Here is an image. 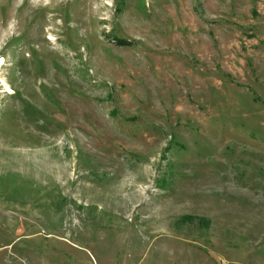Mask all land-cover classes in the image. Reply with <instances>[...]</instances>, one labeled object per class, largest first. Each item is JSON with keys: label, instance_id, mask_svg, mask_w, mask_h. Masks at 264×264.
Listing matches in <instances>:
<instances>
[{"label": "rangeland", "instance_id": "374dc122", "mask_svg": "<svg viewBox=\"0 0 264 264\" xmlns=\"http://www.w3.org/2000/svg\"><path fill=\"white\" fill-rule=\"evenodd\" d=\"M0 63V264H264V0H0Z\"/></svg>", "mask_w": 264, "mask_h": 264}, {"label": "trees", "instance_id": "16d2710c", "mask_svg": "<svg viewBox=\"0 0 264 264\" xmlns=\"http://www.w3.org/2000/svg\"><path fill=\"white\" fill-rule=\"evenodd\" d=\"M118 43L119 44H125L124 41H121L120 39H119Z\"/></svg>", "mask_w": 264, "mask_h": 264}, {"label": "bare ground", "instance_id": "6f19581e", "mask_svg": "<svg viewBox=\"0 0 264 264\" xmlns=\"http://www.w3.org/2000/svg\"><path fill=\"white\" fill-rule=\"evenodd\" d=\"M1 65H2V64L0 63V68H1Z\"/></svg>", "mask_w": 264, "mask_h": 264}]
</instances>
